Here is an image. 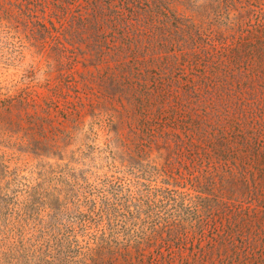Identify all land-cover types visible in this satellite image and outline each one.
I'll return each mask as SVG.
<instances>
[{"label":"rangeland","instance_id":"rangeland-1","mask_svg":"<svg viewBox=\"0 0 264 264\" xmlns=\"http://www.w3.org/2000/svg\"><path fill=\"white\" fill-rule=\"evenodd\" d=\"M66 1L61 10L62 0H0V154L9 171L0 179V264H82L83 235L68 239L75 212L106 184L138 178L120 147L133 134L152 142V164L169 166L174 154L170 174L183 196L199 175L215 205L169 215L203 228L132 250L125 264H264V0H244L254 10L242 25L212 26L192 51L173 47L168 60L148 51L139 65L103 17L99 32L74 27L91 0ZM129 62L141 73L123 72ZM115 83L129 88L111 92ZM22 99L50 108L52 123L16 115ZM161 178L147 179L152 193Z\"/></svg>","mask_w":264,"mask_h":264},{"label":"trees","instance_id":"trees-1","mask_svg":"<svg viewBox=\"0 0 264 264\" xmlns=\"http://www.w3.org/2000/svg\"><path fill=\"white\" fill-rule=\"evenodd\" d=\"M115 1L117 4H114ZM68 4L69 2L62 0L60 9L63 10ZM89 5L92 11L86 18L76 21L74 27L99 32L103 17L110 27L119 29L117 31L121 47L133 48L132 54L127 55L135 56V63L138 65L140 56H146L148 51L151 52L149 59L153 60H159L156 59L158 54H164L167 60L172 58L173 47L176 46L192 51L196 44L204 42L203 36L213 29L212 26L225 29L236 24L242 25L254 10V5L245 6L244 0H91ZM231 13L235 17L224 21L225 16H230ZM40 30L44 31L41 36L45 39L50 26L41 25ZM130 32L133 36H130ZM149 59L145 61L148 62ZM122 70L133 74L141 73L130 62L124 64ZM128 88L124 84L115 83L112 88L114 91L110 90L123 93ZM19 104L16 115L26 117L34 123V127L52 123L50 108L40 110L35 108V102L25 99ZM14 106L15 103L10 101V104H6L8 108H2L11 117L15 114ZM133 135L128 141L121 140L120 147L128 156V165L133 169V174L136 173L135 170L141 171L140 175H134L138 178L128 186L106 184L98 198H90L85 212L80 209L75 212L77 218L71 224L68 239L79 244L83 241L78 236L83 235L85 244L79 250L82 264H116L121 259L125 264L134 259L132 250L140 254L167 237L180 241L187 228L198 232L202 230L203 224L171 219L174 213L189 207L196 211L207 210L215 205L199 175H194L193 191L188 197L183 196L179 189L184 183L170 174L176 161L174 154L169 152V166L152 164L149 161L152 142L146 144L148 141L139 134ZM3 172L9 171L0 154V179ZM153 176L162 177L160 188L155 193L150 190L152 184L147 180ZM132 186L136 188L135 192Z\"/></svg>","mask_w":264,"mask_h":264}]
</instances>
